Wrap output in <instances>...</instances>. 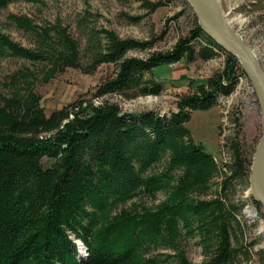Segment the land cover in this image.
Listing matches in <instances>:
<instances>
[{
  "label": "trees",
  "instance_id": "obj_1",
  "mask_svg": "<svg viewBox=\"0 0 264 264\" xmlns=\"http://www.w3.org/2000/svg\"><path fill=\"white\" fill-rule=\"evenodd\" d=\"M18 1L31 0H0V11ZM160 5L143 0L147 13ZM8 19L24 31L35 29L26 17ZM129 19L136 23L140 17ZM191 23L172 48L144 58L127 54L148 50L155 40L99 30L88 34L80 50L58 28L55 38L47 30L36 33L40 47L32 50L0 31V59L44 62L42 83L66 68L91 74L101 65L112 66L90 99L48 115L27 69L12 74L7 93L0 94V264H194L182 247L192 237L202 246L198 264L251 259L258 240L245 238L238 219L243 202L235 198L237 186L249 183L251 151L237 132L226 144L230 161L218 163L186 127L191 111L208 110L218 95L232 91L238 61L195 15ZM218 52L224 65L181 97L170 116L123 113L108 100L158 96L163 84L155 67L207 61ZM249 201L264 219L260 204ZM74 241L84 247V257ZM254 254L264 260V248Z\"/></svg>",
  "mask_w": 264,
  "mask_h": 264
},
{
  "label": "rangeland",
  "instance_id": "obj_2",
  "mask_svg": "<svg viewBox=\"0 0 264 264\" xmlns=\"http://www.w3.org/2000/svg\"><path fill=\"white\" fill-rule=\"evenodd\" d=\"M161 1L157 9L147 13L143 0H31L9 4L0 11V31L12 41L25 48L37 50L40 43L36 33L47 30L48 36L55 38L54 29H64L78 43L82 50L89 33L99 30L114 32L119 38L137 41L155 40L148 50H132L127 55L144 58L149 52L165 51L173 47L177 39L184 36L192 26V16L204 30L201 19L183 0ZM224 18L232 30L243 40L256 56L264 71V0H217ZM26 17L35 29L24 31L9 21L8 16ZM140 17L133 23L129 18ZM49 30V31H48ZM205 31V30H204ZM206 32V31H205ZM208 34V33H207ZM228 53V52H227ZM230 54V53H229ZM225 58L218 52L217 57L191 63L183 60L153 69L155 77L163 84L158 96H141L133 100L112 95L108 100L117 103L123 113L155 111L160 115L177 112L181 97L196 90L211 74L224 65ZM238 61V60H237ZM45 63H31L19 58L0 59V94H6L11 75L19 70L34 73V89L40 95V107L48 115L50 112L72 104L80 99L88 100L100 79L112 68L99 66L93 73L85 74L79 69L66 68L57 72L47 83H42ZM100 100H93L99 105ZM233 118L238 119L235 125ZM195 143L207 151L218 163L230 161L228 139L238 132V140L251 151V160L262 135V115L253 86L238 62L236 84L228 95H218L215 106L208 110L190 112L186 123ZM250 176V167H249ZM249 183L237 186L235 198L243 202L240 225L245 238L258 240L251 248L252 256L241 264H264L255 255L264 248V222L256 208L249 201ZM160 195L158 199H160ZM264 214V210L261 208ZM198 237L190 238L182 246L186 257L194 264L204 256ZM75 242V241H74ZM79 257L85 250L79 241L75 242ZM168 252L158 250L156 252ZM169 252L172 251L169 249Z\"/></svg>",
  "mask_w": 264,
  "mask_h": 264
},
{
  "label": "water",
  "instance_id": "obj_3",
  "mask_svg": "<svg viewBox=\"0 0 264 264\" xmlns=\"http://www.w3.org/2000/svg\"><path fill=\"white\" fill-rule=\"evenodd\" d=\"M203 20L206 33L222 48L235 56L251 82L262 115V135L255 148L249 176L250 195L264 210V71L243 40L226 22L217 0H183ZM264 222V221H263Z\"/></svg>",
  "mask_w": 264,
  "mask_h": 264
},
{
  "label": "bare ground",
  "instance_id": "obj_4",
  "mask_svg": "<svg viewBox=\"0 0 264 264\" xmlns=\"http://www.w3.org/2000/svg\"><path fill=\"white\" fill-rule=\"evenodd\" d=\"M196 2H198L199 3V0H196ZM226 20V19H225ZM226 22L228 23V25H229V22L226 20ZM202 25L206 28V30L207 31H211L210 30V28L208 27V25L202 20ZM230 26V25H229ZM248 47V46H247ZM249 48V47H248ZM251 52H252V54L255 56V54L253 53V51L252 50H250ZM255 58H256V56H255ZM250 169H251V166H250ZM248 182H249V180H248ZM250 195V194H249ZM253 199V198H252ZM256 202V201H255ZM258 203V202H257ZM259 204V203H258ZM261 206V205H260ZM262 208V207H261ZM263 209V208H262ZM263 221H264V219H263Z\"/></svg>",
  "mask_w": 264,
  "mask_h": 264
}]
</instances>
